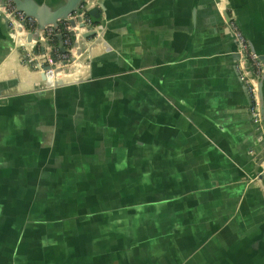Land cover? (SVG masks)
I'll use <instances>...</instances> for the list:
<instances>
[{"label": "water", "instance_id": "obj_1", "mask_svg": "<svg viewBox=\"0 0 264 264\" xmlns=\"http://www.w3.org/2000/svg\"><path fill=\"white\" fill-rule=\"evenodd\" d=\"M5 1L0 0V16L13 46L37 71L39 63L30 62L28 48L49 45L43 40L49 26L62 20L75 26L70 16L87 0H12L17 11L36 20L35 31L25 24L12 29L15 16L5 12ZM100 3L95 0L88 10L94 24L103 19ZM206 7L221 9L260 146L253 171L242 178L251 189L264 183V0H211ZM231 22L261 65L256 74L244 64L253 90L241 76ZM102 26L81 31L72 63L55 70L53 85L46 84L50 65L45 64L39 71L42 85L0 95V264H220L221 259V264H264L259 241L225 259L209 251L210 241L193 231L194 223L177 221L182 205L173 206L172 193L157 182L159 173L144 162L147 154L163 149L156 140L163 132L156 130L157 118L172 114L177 98L164 97L155 83L130 68L86 76L84 61L95 64L89 55L101 42ZM59 41L65 51L61 35ZM72 74L76 77L69 78ZM141 79L152 93L144 98ZM187 233L194 234L192 241Z\"/></svg>", "mask_w": 264, "mask_h": 264}, {"label": "crops", "instance_id": "obj_2", "mask_svg": "<svg viewBox=\"0 0 264 264\" xmlns=\"http://www.w3.org/2000/svg\"><path fill=\"white\" fill-rule=\"evenodd\" d=\"M210 1L100 0L103 19L91 23L103 25L101 42L89 55L95 64L88 67L87 57L84 64L86 76L138 70L163 95L177 98L178 108L157 118L163 149L144 162L159 173L157 182L172 193L173 206L182 205L177 221L194 223L193 231L210 241L209 251L226 259L254 241L264 248V183L247 189L242 179L253 171L260 146L234 66V43L220 8L206 7ZM13 44L0 16V95L43 84L42 73L31 70ZM140 81L144 98L151 92ZM185 237L192 241L194 234Z\"/></svg>", "mask_w": 264, "mask_h": 264}, {"label": "built area", "instance_id": "obj_3", "mask_svg": "<svg viewBox=\"0 0 264 264\" xmlns=\"http://www.w3.org/2000/svg\"><path fill=\"white\" fill-rule=\"evenodd\" d=\"M95 5V0H87L85 4L81 6L80 12H74L71 14V18L76 22V25L73 26L70 21L62 20L60 21L58 27L49 26L44 31L43 40L48 42V46H44V50L38 44L34 48H28V58L32 64L37 61L36 68L37 71H42V67L45 64L50 65V69L46 70L47 81L46 84L48 86L53 85L56 80L57 74L55 70L57 68H67L72 62V51H74L75 43L80 38L81 31L87 29L91 23V19L88 15V10ZM5 12L12 14L14 13V20L10 21V27L16 30V26L19 28H23V24L27 26L29 31H35L36 29V20L32 17L25 15V13L21 11H17L15 5L12 0L5 1ZM17 19V21H16ZM86 27H82L84 25ZM234 34L236 35L239 41V52H240V67L241 76L244 82L251 87V80L248 77V73L244 68V64L249 62L251 64L252 69L256 74H260L261 65L257 60L256 56L249 51L248 45L241 31L235 22L230 23ZM62 36V45L66 48L64 51L62 46L60 45L59 36ZM41 64V65H40ZM35 67V66H34Z\"/></svg>", "mask_w": 264, "mask_h": 264}, {"label": "bare ground", "instance_id": "obj_4", "mask_svg": "<svg viewBox=\"0 0 264 264\" xmlns=\"http://www.w3.org/2000/svg\"><path fill=\"white\" fill-rule=\"evenodd\" d=\"M219 7H217V9H218ZM219 11H220V9H218V14L221 16V14L219 13Z\"/></svg>", "mask_w": 264, "mask_h": 264}]
</instances>
